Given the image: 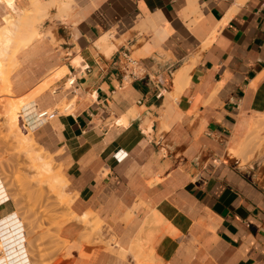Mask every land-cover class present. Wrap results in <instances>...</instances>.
<instances>
[{
  "label": "crops",
  "instance_id": "0c3cea01",
  "mask_svg": "<svg viewBox=\"0 0 264 264\" xmlns=\"http://www.w3.org/2000/svg\"><path fill=\"white\" fill-rule=\"evenodd\" d=\"M9 1L0 28L32 2ZM41 16L62 52L42 72L64 75L25 129L55 156L72 210L95 214L120 253L62 264H135L145 224L154 264H264V187L227 153L264 115V0H69ZM13 208L0 202V220Z\"/></svg>",
  "mask_w": 264,
  "mask_h": 264
},
{
  "label": "rangeland",
  "instance_id": "374dc122",
  "mask_svg": "<svg viewBox=\"0 0 264 264\" xmlns=\"http://www.w3.org/2000/svg\"><path fill=\"white\" fill-rule=\"evenodd\" d=\"M32 2L28 11L33 8ZM47 13L29 12L31 15L24 28L13 32V35L3 40L1 47L5 53L0 57V202L10 200L14 206L13 211L22 220L31 264H62L66 260H72L74 253L88 255L91 249L119 255L120 253L114 250H119L115 247L116 240L107 239L106 227L95 214L89 211L77 214L72 210L71 204L75 196L69 194L67 184L62 192L58 187L50 191L46 185L40 184V177L17 148L6 128L4 115H7L5 106L8 100L17 108L20 128L26 133L28 127L25 129L23 116L35 111L33 104L41 107L42 102H47V96L53 105L54 100L59 99L52 93L58 89L56 83L64 75L62 66L55 65L53 61L54 65L42 72L47 60H55L62 56L61 51L57 53L61 40L55 28L53 30L43 28L45 19L38 25L41 15ZM9 16L14 19L19 17L15 13ZM31 27L36 28L40 36L32 44L30 43L31 45H25L30 37ZM59 34L61 35V31ZM27 46L29 47L25 48ZM67 87L65 85V88ZM28 98L29 103L24 105V99ZM66 105L67 102L63 100L55 108L64 110ZM263 118L264 116H257V114L252 115L234 147L231 148L235 149L237 144L244 142L246 151L243 148L241 155L243 157L237 159L229 154L228 157H231L241 168H248L256 182L264 187V128L250 130L248 126L250 120ZM39 125L40 123L35 121V127ZM28 129L31 132L33 130V128ZM33 149L41 153L45 161L50 163L53 172L61 173V168L53 154L39 146L37 141ZM243 159L244 161H241ZM84 214L88 215L89 223L83 224L79 218ZM73 215L77 218L73 219ZM145 226L139 231L131 246L134 249L132 258L135 264H154L155 262L150 242L141 240Z\"/></svg>",
  "mask_w": 264,
  "mask_h": 264
},
{
  "label": "bare ground",
  "instance_id": "6f19581e",
  "mask_svg": "<svg viewBox=\"0 0 264 264\" xmlns=\"http://www.w3.org/2000/svg\"><path fill=\"white\" fill-rule=\"evenodd\" d=\"M68 2L69 0H53L52 2L43 5L40 4L37 0H34L32 2V6H33L32 10L24 11L23 14L19 16L17 19H14L13 17L10 16L7 17L4 20L5 22L4 26L0 28V57H2L5 53V51L1 48L3 44V40H5L8 36L13 35L14 34L13 32L24 28L31 15L29 14V12L36 14L38 13L43 14V13H47L49 10L53 8L59 10L60 8L65 7L68 4ZM6 3H10V1L6 0ZM29 36L30 37L28 38L27 43L25 45L32 43L34 40H36L39 37L36 28H32V27L30 28ZM6 88H8L7 90H9L8 85ZM24 100H25L23 101L24 105L25 104L27 105L29 103V98ZM8 101L9 102L5 106L6 111L4 110L5 114L7 115L6 116L4 115V118L7 123L6 128L10 132L9 135L11 134L10 136H12L14 143L17 145V148L21 151V153L24 154V156L26 157L25 159L28 160V163L31 165V168H33V170H35L37 175L40 177L39 178L40 184L46 185L50 191L55 190V187H58L61 189L62 192L63 188L66 186L65 184H67L68 182L60 172H53L50 163L48 161H45V158L41 156V153H37V151L33 149V146L35 145V140L33 138L34 135L28 128L26 133L22 131L19 124L20 123L19 116L17 115L18 110L14 106L13 102H10V100ZM35 113L36 112L34 111V114ZM24 119L25 116H23V120ZM249 127L250 130L263 129L264 118L261 120H256V119L252 120L250 122ZM250 139H251L250 141H252V138ZM238 146L239 147L236 150L228 151V154L234 158L240 159L243 157V156L241 157V155L243 152V148L246 145L244 142H241L239 143ZM40 150L42 149L40 148ZM41 152L43 153L44 151ZM241 161H244V159ZM72 217L73 219L77 218L74 215ZM79 218L81 219L83 224L90 222L87 214H84L82 217ZM152 219L155 220V216ZM150 221L152 220L150 219ZM157 221L161 222L160 218ZM0 252H1L0 264H31L30 257L28 254L29 252L27 249V239L25 235L24 224L22 220L19 218L18 214L15 212L11 213L10 215L6 216L4 219L0 220Z\"/></svg>",
  "mask_w": 264,
  "mask_h": 264
},
{
  "label": "built area",
  "instance_id": "2783aa9c",
  "mask_svg": "<svg viewBox=\"0 0 264 264\" xmlns=\"http://www.w3.org/2000/svg\"><path fill=\"white\" fill-rule=\"evenodd\" d=\"M127 60H128V58H127ZM133 62H134V61H129L130 66H129V67H126V70H129V69L133 68V66H132ZM130 76H131V77H134V73L131 72V73H130ZM75 82H76V79H75L74 76L69 77V79H68L67 82H66V85L68 86V87L66 88V90H67V91H70V93H72V94L75 93L74 91H72V89L76 87V86H75ZM57 91H58V89H55V90L53 91V94H55ZM69 107H70V104H68V105L65 107V109H68ZM53 115H54L53 112L48 113V112H46V111H43V112L39 113V114L36 116V118H37V119H42V118H45V117H53Z\"/></svg>",
  "mask_w": 264,
  "mask_h": 264
}]
</instances>
